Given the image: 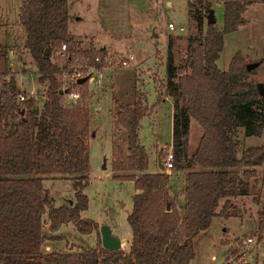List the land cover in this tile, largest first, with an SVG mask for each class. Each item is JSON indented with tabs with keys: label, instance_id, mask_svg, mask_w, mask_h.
Listing matches in <instances>:
<instances>
[{
	"label": "trees",
	"instance_id": "1",
	"mask_svg": "<svg viewBox=\"0 0 264 264\" xmlns=\"http://www.w3.org/2000/svg\"><path fill=\"white\" fill-rule=\"evenodd\" d=\"M251 2L224 0L222 29L210 22L213 0L189 2L197 34L188 38L186 59L180 65L174 61L172 37L168 39L166 87L174 98V168L186 170L183 216L168 192V173L150 172V154L140 136L148 107L141 100L120 106L116 120L127 131V147L113 140V179L134 181L136 190L128 216L131 245L125 253L122 248H104L101 240L89 249L73 244L69 251L44 250L47 241L63 238L55 232L64 224L74 223L82 234L100 236L99 223L84 215L89 207L85 190L90 185L93 118L89 79L81 83L79 79L89 77L90 67L103 69L108 51L94 44L85 48L70 31L71 0H22L20 20L38 68L44 103L40 106L36 98L20 101L16 77L5 80L0 93L1 264H192L194 238L210 227L214 217L243 214L235 199L252 192L257 168L264 166V144L239 155L236 135L241 127L247 136L263 134L264 97L248 80L252 71L242 52L235 54L228 70L221 69L218 60L226 35L245 22L243 14ZM257 62L260 66L264 59ZM75 70L86 72L69 81L65 72L71 76ZM78 87H84L81 99L70 101L67 88ZM193 119L204 133L187 159L183 138ZM192 165L196 168L190 169ZM46 178L71 180L73 203L57 205L44 185ZM46 226L50 235L44 233ZM258 231L264 240V208Z\"/></svg>",
	"mask_w": 264,
	"mask_h": 264
},
{
	"label": "rangeland",
	"instance_id": "2",
	"mask_svg": "<svg viewBox=\"0 0 264 264\" xmlns=\"http://www.w3.org/2000/svg\"><path fill=\"white\" fill-rule=\"evenodd\" d=\"M223 1H213L219 29L224 25ZM250 1L243 14L245 22L238 30L226 35L225 48L218 60L223 70H228L237 52H242L249 63L264 59V0ZM189 2L197 3L198 0H71V13L77 12L82 19L75 20V15L70 21V31L84 40L86 46L93 38L96 44L107 46L111 51L107 65L101 69L102 78L87 84L93 119L90 185L86 189L89 207L84 215L96 220L100 226L108 224L113 234L126 239L122 247L125 253L129 252V241L132 239L128 216L133 208L135 184L113 179V140L126 148L128 136L127 131L118 125L116 114L121 105L133 104L136 100L143 101L148 107L150 112L142 119L140 136L150 154V165L158 171L159 158L164 163L166 151L175 150L174 98L168 95L166 87L168 39L171 36L173 40L172 52L176 65L182 64L186 59L188 38L197 34ZM21 6L22 0H0V93L5 80L16 77L21 91L28 93L31 89H37L36 99L42 106L44 89L38 82L37 65L26 47L27 33L20 20ZM169 22L174 23L177 30H169ZM181 26L185 30L178 32ZM131 56L133 58L124 65L123 61ZM251 71L249 81L256 85L264 83V62ZM74 89L82 97L84 87ZM203 133L201 125L193 119L187 136L183 138V154L187 159H191L196 151ZM236 139L241 143V155L242 150L248 147L264 144V131L261 136H247L241 127ZM105 159L107 168L103 167ZM195 168L192 165L190 169ZM257 169L258 175L252 181L250 195L235 199L243 211L240 215L243 218L214 217L210 227L194 238L195 257L192 264H259L258 250L264 251V243L245 244L250 235H255L262 242L258 227L259 213L264 208V166ZM171 180L177 195L176 203L182 204L185 201L182 195L184 178L173 176ZM44 185L57 205L76 198L71 180L46 178ZM44 233L51 234L49 226L45 227ZM55 233L63 238L51 242H54L57 250L62 251H68L73 244L86 249L94 248L101 240V233L100 236L97 232L82 234L74 223L62 225ZM244 251L245 254L242 253ZM240 255L245 258L240 259Z\"/></svg>",
	"mask_w": 264,
	"mask_h": 264
},
{
	"label": "built area",
	"instance_id": "3",
	"mask_svg": "<svg viewBox=\"0 0 264 264\" xmlns=\"http://www.w3.org/2000/svg\"><path fill=\"white\" fill-rule=\"evenodd\" d=\"M168 29L171 30V31H175L177 30V26L172 23V22H169L168 23ZM185 30V27L184 26H181L178 28V32H183ZM67 49V46L66 44H63L62 45V48H61V53L62 55H64V52L66 51ZM133 58V56L131 57ZM130 59H125L123 61V64L124 65H127L129 63V60ZM107 60V59H106ZM82 71H79V70H75L74 73L70 76L69 74H66V73H69V72H65V77L67 79H69V81H74L78 78H81L83 76L84 73H81ZM88 73H91L88 77L89 81H95L97 78L101 79L102 76H103V73L100 70L98 69H95L94 67H90L89 68V72ZM93 73H95L93 75ZM68 81V82H69ZM68 82H66L64 84V86L66 87V85H68ZM66 97L71 100V101H79L81 99V93L76 91L75 89L73 88H67L66 90ZM18 98L20 101H25L29 98H37V93H36V90L35 89H31L30 91H28V93H26V91H21L18 95ZM164 166H165V169L162 170V171H167V170H173L174 167H175V153L172 149L170 150H167L166 151V154H165V157H164ZM260 243H264V240H262V242H259V239H256L255 238V235H250L249 237L246 238V242L245 244L246 245H259ZM246 251L242 252L243 254H245ZM258 258H260V262L259 264H264V251L263 250H258ZM241 256V255H240ZM245 258L244 255L240 257V259H243Z\"/></svg>",
	"mask_w": 264,
	"mask_h": 264
},
{
	"label": "water",
	"instance_id": "4",
	"mask_svg": "<svg viewBox=\"0 0 264 264\" xmlns=\"http://www.w3.org/2000/svg\"><path fill=\"white\" fill-rule=\"evenodd\" d=\"M214 21H215V17L213 14H211L210 22L213 23ZM257 66H259V62L250 63L248 64V69L252 70L254 67H257ZM86 80H88V78L83 77L79 79V82L80 83L85 82ZM257 86L260 91V94L263 96L264 95V83H259ZM35 111L38 112L39 107H36ZM143 145L145 144L143 143ZM159 166L162 170L165 169L164 163L162 162L161 158H159ZM103 167L107 168V159H105V163ZM70 202L73 203L72 200ZM100 233H101L102 246L106 249H109V250L121 249L123 244L126 242V239H121L119 236H116L115 234H113V231L108 224H103L100 226ZM246 264H250V263L247 262Z\"/></svg>",
	"mask_w": 264,
	"mask_h": 264
},
{
	"label": "crops",
	"instance_id": "5",
	"mask_svg": "<svg viewBox=\"0 0 264 264\" xmlns=\"http://www.w3.org/2000/svg\"><path fill=\"white\" fill-rule=\"evenodd\" d=\"M76 1V0H75ZM214 1V0H213ZM224 2V1H223ZM72 14V13H71ZM73 16H75L76 15V19L75 20H80V19H82L81 18V16H79L78 15V13L77 12H74L73 14H72ZM78 16V17H77ZM78 40H81L82 42H83V46L85 47V48H89L90 46H91V44H94L97 48H105L107 51H108V54L110 55V49L107 47V46H101V45H99V44H96L95 43V41H94V39L92 38L91 39V42L89 43V45L88 46H86V43H85V41L84 40H82V39H80V38H77ZM132 57V56H131ZM130 57V58H131ZM129 58V59H130ZM21 88V87H20ZM22 89V88H21ZM37 90V89H36ZM97 110H98V108H97ZM156 167H158V171L157 170H155L154 169V166L153 165H150V172L151 173H156V172H159V171H162V169L160 168V166H159V163H158V165L156 166ZM160 169V170H159ZM164 172H166V173H168V175H169V183H168V186H167V189H168V192L171 194V196L175 199V201L177 200V195H176V193H175V191L173 190V186H172V180H171V177H173V176H181V177H183L184 178V181H185V177H186V170H182V169H180V170H167V171H164ZM132 182H134V181H132ZM185 189H186V181H185V187L182 189L183 190V193H182V195H183V197L185 196V201H183L182 202V204H179L178 203V201H177V207H178V209H179V211L181 212V214H182V216H183V214H184V210H185V205H186V195H185ZM85 192H86V190H85ZM135 194H136V190H135ZM134 194V195H135ZM235 203L238 205V203L235 201ZM241 218H243V216H240ZM259 228V227H258ZM54 241V240H53ZM130 242V241H129ZM126 243H124L123 244V246L125 245ZM122 246V247H123ZM56 246H54V242H51V241H47L46 242V246H45V249H46V251H48V252H52V251H62V250H57L56 248H55ZM70 250V249H69ZM68 250V251H69Z\"/></svg>",
	"mask_w": 264,
	"mask_h": 264
}]
</instances>
